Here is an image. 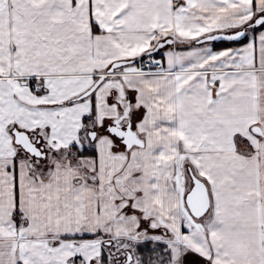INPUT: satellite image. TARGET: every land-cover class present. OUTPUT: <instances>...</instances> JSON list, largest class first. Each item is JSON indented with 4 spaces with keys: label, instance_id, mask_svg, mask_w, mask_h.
Wrapping results in <instances>:
<instances>
[{
    "label": "snow or ice",
    "instance_id": "snow-or-ice-1",
    "mask_svg": "<svg viewBox=\"0 0 264 264\" xmlns=\"http://www.w3.org/2000/svg\"><path fill=\"white\" fill-rule=\"evenodd\" d=\"M0 264H264V0H0Z\"/></svg>",
    "mask_w": 264,
    "mask_h": 264
}]
</instances>
